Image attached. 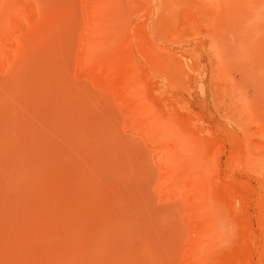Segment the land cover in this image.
<instances>
[{"label":"rangeland","instance_id":"374dc122","mask_svg":"<svg viewBox=\"0 0 264 264\" xmlns=\"http://www.w3.org/2000/svg\"><path fill=\"white\" fill-rule=\"evenodd\" d=\"M262 53L264 0H0V264H264Z\"/></svg>","mask_w":264,"mask_h":264},{"label":"bare ground","instance_id":"6f19581e","mask_svg":"<svg viewBox=\"0 0 264 264\" xmlns=\"http://www.w3.org/2000/svg\"><path fill=\"white\" fill-rule=\"evenodd\" d=\"M234 8H235V6H234ZM236 9H237V8H236ZM238 10H239V9H237V11L235 10V11H236L235 13H237ZM240 11H241V10H240ZM235 13H234L233 15H235ZM238 13H239V12H238ZM240 13H241V12H240ZM240 13H239V15H240ZM229 14H230V13H229ZM233 15H232V16H228L229 18H227V19L223 17V18H224V19L222 18L223 21H224L223 23H225V24H223L222 22H221V24L225 27V30H226V31L230 29V30H229V31L231 32L230 35H232V36H231V38H228V39H230V40H229V42H227V43H228V46H230L231 48L228 47L229 49H227V47H226V49H227V50H230V51H228V57L231 56L232 58H234V59L236 60V59H239V55H238V53H239V54H243V53H242V46H245L244 43L240 45V41H239V37H240V36L237 34V31H240L239 29L242 28L243 26H246L247 30L250 31L249 29H250V28H254L255 25L251 24V25L254 26V27H252V26H250V24L248 25V22H247V25H242V21H243L242 18H244V16H243L242 13H241L242 16H240V17H239V16L237 17L236 15L233 16ZM226 17H227V16H226ZM230 17H231V18H230ZM222 19H221V20H222ZM245 20H247V19H245ZM252 20H253V19H252ZM243 22H246V21H243ZM253 22H254V21H253ZM253 22H249V23H253ZM243 24H244V23H243ZM254 24H256V23H254ZM257 24H258V22H257ZM247 26H250V28L247 27ZM224 27H223V28H224ZM256 27H258V25H257ZM246 28H245V29H246ZM248 28H249V29H248ZM247 30H246V31H247ZM221 31H222V29H221ZM244 31H245V30H244ZM248 31H247V33H248ZM252 31H254V30H252ZM256 33H257V31H256ZM220 34H221V32H220ZM224 34H226V33H224ZM224 36H225V35H224ZM227 36L230 37L229 35H227ZM227 36H226V37H227ZM255 37H256V36H255ZM228 39L226 38V40H228ZM244 39H245V38H244ZM246 39H248V38H246ZM249 40H250V39H249ZM224 41H225V39H224ZM238 41H239V42H238ZM241 42H245V41H241ZM250 43H251V42H249V44H250ZM252 44H253V43H252ZM256 45H258V44H256ZM245 48H246V47H245ZM245 48H244L243 52L247 50V49L245 50ZM254 48H255V47H254ZM236 49H237V50H236ZM238 50H239V51H238ZM260 50H261V49H260ZM261 51H262V50H261ZM258 53H259V52L257 51L256 54L258 55ZM262 55H263V53L261 54V56H262ZM263 56H264V55H263ZM263 56H262V58H263ZM258 57H260V53H259V56H257V57L255 56V60L258 61V59H259ZM256 58H257V59H256ZM263 59H264V58H263ZM230 60H233V59H230ZM261 60H262V59H261ZM233 61H234V60H233ZM255 62H256V61H255ZM260 63H261V65H262V62H259V61L257 62L256 65L258 66V64H260ZM261 65H260V66H261ZM260 66H258V68H259ZM262 66H263V65H262ZM262 66H261V69H259L260 71L262 70ZM252 68H253V67H252ZM255 68H256V66H255ZM263 68H264V67H263ZM255 70H256V69H255ZM231 71H232V70H231ZM231 71H230V72H231ZM233 71H234V70H233ZM260 71H259V72H260ZM259 72H258V73H259ZM261 72H262V71H261ZM231 75H232V74H231ZM257 75H259V74H257ZM257 75H256V76H257ZM233 76H234V75H233ZM259 76H261V75H259ZM257 78H260V77H257ZM260 80L262 81V78H261ZM260 80H259V82H260Z\"/></svg>","mask_w":264,"mask_h":264}]
</instances>
